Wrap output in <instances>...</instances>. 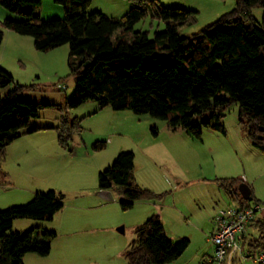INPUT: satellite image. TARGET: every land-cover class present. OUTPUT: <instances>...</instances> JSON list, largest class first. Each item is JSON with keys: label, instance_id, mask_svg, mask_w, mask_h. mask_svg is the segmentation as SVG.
I'll return each mask as SVG.
<instances>
[{"label": "trees", "instance_id": "16d2710c", "mask_svg": "<svg viewBox=\"0 0 264 264\" xmlns=\"http://www.w3.org/2000/svg\"><path fill=\"white\" fill-rule=\"evenodd\" d=\"M62 5L65 17L42 20L36 11L41 0H0V6L20 19L0 20V44L4 30L31 36L34 48L48 51L68 45V67L75 78V90L66 107L75 108L88 100L100 108L128 109L165 121L168 129H181L200 139L204 128L225 133L220 111L238 105V121L245 126L251 145L264 154V0H235V7L197 33L182 36L179 29L193 25L198 12L164 6L158 0H130L134 5L122 16L87 12L91 0H53ZM263 11L262 23L250 12ZM149 18L163 24L162 30H134ZM117 33V34H115ZM12 85L0 95V163L7 146L26 134L25 128L40 109L49 103H33L20 97L22 85L0 67V88ZM208 112L197 121L196 116ZM79 119L68 125L65 119L55 129L58 140L64 130H80ZM69 126V127H68ZM38 130V129H36ZM34 131V130H31ZM98 142L93 148L104 147ZM134 154L121 151L113 163L98 172L99 190L115 187L124 195L121 209L136 201L155 199L156 193L134 181ZM242 179H218L230 198L241 199L237 190ZM240 204L258 203L251 195ZM64 205V195L49 189L36 192L24 204L0 209V264H23L27 253L45 257L50 252L54 230L31 227L12 229L16 219L51 220ZM258 236L242 246L250 251L264 248V211L250 222ZM135 239L125 252L126 264H167L176 260L188 246L181 237L171 241L157 215H151L134 229Z\"/></svg>", "mask_w": 264, "mask_h": 264}, {"label": "rangeland", "instance_id": "374dc122", "mask_svg": "<svg viewBox=\"0 0 264 264\" xmlns=\"http://www.w3.org/2000/svg\"><path fill=\"white\" fill-rule=\"evenodd\" d=\"M162 1L159 0L164 6L198 12L196 23L179 29L182 36L199 32L235 7V0ZM133 5L130 0H91L86 11H99L108 16L120 17ZM36 11L42 20L65 17L62 5L53 0H41ZM250 14L257 23H262L263 11L260 6H254ZM10 15L11 19H20L16 13ZM162 29V23L149 18L134 25V30H147L150 35L153 31ZM3 31L0 67L23 86L20 97L33 103L52 104L40 109L38 116L30 119V123L51 128L31 137L24 134L15 139L7 146L5 159L0 163L1 179L13 192L30 189L34 195L36 192L54 190L56 185L60 186L58 189H63L57 191L65 196L66 207L53 221L59 241L53 246L50 264H61L62 251L70 257L73 254V264L127 263L125 252L135 239L137 219L141 217L142 222L147 219L146 216H141L146 205H135L122 210L120 204L126 198L115 187L111 190L113 199L103 203L100 208H85V211L75 209L81 207L78 202H82L78 197L75 199L77 191H83V188L90 185L94 163H100L101 169H105L121 151H131L134 154L137 178L143 185L141 187L159 195L152 201H144H151L150 204L154 202L155 212L162 222L166 236L171 241H176L178 235L189 240L178 264H215L199 256V250L205 249L204 242L214 223V218L211 219L213 213L210 214L209 210L216 207L217 202L221 204V208L240 205L242 202V198H230L225 190L222 193L218 179L242 178L244 167L248 169L249 165L253 168V173L258 171L257 173L264 175V155L248 151L251 142L246 136L245 126L238 121V105L233 103L220 111V122L227 130L226 136L220 133L211 135L203 129L200 139L188 136L181 129L172 131L165 121L147 114L137 115L128 109L113 110L107 106L100 108L94 100H88L75 108H67L66 101L75 90V78L67 63L68 45L39 51L34 48L31 36L10 30ZM11 86L1 87L0 95L5 96ZM207 116L208 112H205L195 119L199 121ZM62 119L68 125L74 119H79L80 130L72 132L71 140L67 136L68 130H64L63 140L60 142L59 132L55 128ZM98 142H104V147L93 148ZM56 172H68L70 179H53ZM242 182L248 184L243 179ZM32 195L11 205L27 203ZM261 206L264 207V204ZM174 207L182 212L180 216ZM263 211L264 209L261 212ZM73 219L77 221H71ZM18 222L42 221L23 218ZM91 222L93 228H86L90 227ZM45 227L49 228L50 225ZM246 230V241L259 234L252 223ZM53 241L54 239L51 246ZM243 251L241 254L246 255L247 259L239 256V264L252 262L247 246H244Z\"/></svg>", "mask_w": 264, "mask_h": 264}, {"label": "crops", "instance_id": "0c3cea01", "mask_svg": "<svg viewBox=\"0 0 264 264\" xmlns=\"http://www.w3.org/2000/svg\"><path fill=\"white\" fill-rule=\"evenodd\" d=\"M161 1L162 0H160V2ZM162 2H165V1H162ZM7 17L11 18L10 13L0 6V20H2L4 18H7ZM8 32H10V31H8ZM8 32L6 34H8ZM8 37H9V35H8ZM1 93H2V90H0V94ZM50 128L51 127H44L43 125H39V124H36V123H30V120H29L28 126L25 128V130L28 131L26 133V135H29V137H31V136H34V135H37V134L41 133L44 130H48ZM224 128H225V126H224ZM36 129H38V130H36ZM204 129H206L205 131H207V133L208 134H211V135H214V133H220V132L215 131V130H211V129H207V128H204ZM31 130H34V131H31ZM220 134L226 136L227 135L226 128H225V133H220ZM220 134H217V135H220ZM214 137H218V136H214ZM217 139H219V138H217ZM247 149H248V151L250 153H251V151H254V152L257 151V153H259L258 155H264V154L260 153L258 150H256L252 145H250ZM135 167L136 166L134 164V169H133L134 181L139 186H143L138 181ZM100 170H102L100 163H98V162L94 163V168L91 171V173H92V176L91 177H92V181L93 182L90 181L89 182L90 185H87V187L83 188V191H81V190L80 191H77V195L78 196H76V197L74 196V197H75V199L77 197H78V199L80 198L82 200V202L81 201L78 202V204H80L81 207H78V208H75V209L78 210L80 208V209H82L84 211H85V208H89V209L90 208H95V209H97V208H100L101 206H103L104 205L103 203H107L109 201V200H104V199L100 198L99 196L95 195V192L96 191H99V188H98V172ZM93 171H94V178H93ZM257 172L258 171H255V173H253V168L251 167V165H249L248 169H246L244 167L243 172H242V178L241 179H243V181H245V182L246 181L248 182V185L251 188V195L254 197V199L256 201H258L259 203L264 204V178H263L264 175L261 174V173H257ZM67 173L68 172H66V174H64V173L63 174L62 173L60 174V172H56V173L53 174L54 177H52V178L53 179H56V178L57 179H64V180L70 179L69 178L70 177V175H69L70 173L69 174H67ZM95 173H96V176H95ZM56 186L54 187L56 189V191L57 190H63L62 188H59L58 189V187H60L59 185H56ZM31 191L33 192L34 189H31ZM222 191H223L222 193H224V190L223 189H222ZM57 192H60V191H57ZM225 193L227 194L226 191H225ZM32 194L33 193L30 192V189H27L24 192H21V191L20 192H17V193L16 192H13V190H11V188L10 189L7 188L5 182L1 179V176H0V209H2V208L4 209L6 207L12 206L11 204H16V202H20V201H17V200H26ZM226 197H228V196L226 195ZM64 199H65V196H64ZM151 201H149V202H151ZM149 202H146L144 200H139V201H136L134 203V205H133V207H135V205H142V204L146 205L145 208L142 209V211L144 213V215H143V213L141 215L142 218H144L143 216H146V218H148L151 215H157L156 212H155V208H154L155 207L154 206V202L152 204H150ZM251 203H254V202H251ZM215 205H216V207H213L212 209L209 210V213L210 214L213 213L211 215L212 216L211 219H213V218L215 219V216H216L217 212L221 208L220 207V205H221L220 203L218 204V202H217ZM65 207H66V205H63V207L58 212H56L53 215V217H52L51 220H39V221H42V222L29 223V222H18L19 219H16V220L13 221L12 228H14V230H19L20 231V230H26L28 228H31L30 226H32V227H40V228L50 229V230H54L56 232V227L53 224V221L60 215L61 211L63 209H65ZM174 209H175V211L177 212V214L179 216H180V214H182V212H180L176 207H174ZM137 220L138 221H136L135 227L138 226V225H140L141 224L140 222H142L141 220H143V219H141V217H140V219H137ZM44 221H46V222H44ZM71 221L75 222L77 220L73 219ZM46 223H48V224H46ZM161 224H162V222H161ZM45 225H47V226L50 225V227L49 228L48 227H45ZM213 225H214V223H213ZM213 225H212V228H211L210 232L213 229ZM249 225L250 224H248V226ZM89 226L90 227L87 226L86 228H93V222H91L89 224ZM246 231L241 235V237L242 236L243 237L245 236ZM57 236H59V234L56 233V237L54 238V241L52 242L53 245L50 247V252H49V254L47 256L41 257V256H39L37 254H34V253H27V254L24 255V257L22 259L23 260V264H50L51 263V260H50V257L51 256L50 255H52L51 253L53 252V249H54L53 246H54L55 242H58L59 241ZM177 237L181 238L179 235ZM241 237H240L241 252H244L243 251V248H244L245 245L242 246ZM244 240H246V239H244ZM203 247H205V249L204 250L203 249L202 250H199V256H203V258L205 260H207L208 262L213 261L214 245L208 239V237L206 238V241L204 242V246ZM254 252L255 251H250L249 250V252H247V253H248V255H252ZM60 253H62L61 254V264H73V259H72L73 254H71V257H70L64 251H62ZM237 256L239 257V256H241V254H239V252H233L231 254V257L230 258H229V256L226 258L224 264H239V261L238 260L240 259V257L238 258ZM181 257H182V255L179 258H177L176 260H174V261H172L170 263H167V264H178L179 263L178 261H179V259H181ZM245 259H247V258H245ZM242 261H244V263H245V260L244 259ZM252 262H248L246 264H251ZM180 264H181V262H180Z\"/></svg>", "mask_w": 264, "mask_h": 264}, {"label": "built area", "instance_id": "2783aa9c", "mask_svg": "<svg viewBox=\"0 0 264 264\" xmlns=\"http://www.w3.org/2000/svg\"><path fill=\"white\" fill-rule=\"evenodd\" d=\"M264 207L258 203L231 205L221 208L214 219L213 229L207 237L214 245L213 262L224 264L226 258L233 252H241L240 237ZM254 264H264V248L257 249L248 255ZM241 257L247 256L241 254Z\"/></svg>", "mask_w": 264, "mask_h": 264}, {"label": "water", "instance_id": "95a60500", "mask_svg": "<svg viewBox=\"0 0 264 264\" xmlns=\"http://www.w3.org/2000/svg\"><path fill=\"white\" fill-rule=\"evenodd\" d=\"M237 190L244 200H248L250 198L251 188L248 184H246L244 182L240 183L237 187ZM96 194H97V196H99L100 198H102L104 200L110 201L113 199L111 190H99ZM120 230L122 232L123 228L121 227Z\"/></svg>", "mask_w": 264, "mask_h": 264}]
</instances>
